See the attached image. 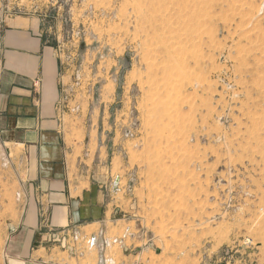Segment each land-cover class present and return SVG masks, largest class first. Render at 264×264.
<instances>
[{"label":"rangeland","instance_id":"374dc122","mask_svg":"<svg viewBox=\"0 0 264 264\" xmlns=\"http://www.w3.org/2000/svg\"><path fill=\"white\" fill-rule=\"evenodd\" d=\"M27 16L51 26L73 164L112 200L106 238L135 231L107 258L264 264V0H0V36ZM24 169L0 139V264Z\"/></svg>","mask_w":264,"mask_h":264},{"label":"crops","instance_id":"0c3cea01","mask_svg":"<svg viewBox=\"0 0 264 264\" xmlns=\"http://www.w3.org/2000/svg\"><path fill=\"white\" fill-rule=\"evenodd\" d=\"M22 18L0 36V139L25 161L24 208L6 245L7 264H81L88 236L106 238L116 222L112 200L91 184L77 156L73 164L66 138L73 111L51 26ZM102 242L100 234L97 258Z\"/></svg>","mask_w":264,"mask_h":264},{"label":"built area","instance_id":"2783aa9c","mask_svg":"<svg viewBox=\"0 0 264 264\" xmlns=\"http://www.w3.org/2000/svg\"><path fill=\"white\" fill-rule=\"evenodd\" d=\"M100 234L102 236L103 242L102 244H100V252L98 254L96 264H114L113 261L110 258H107L106 256V248L110 243L121 244L123 241L125 242L126 239H129L131 240V244L134 245V241L136 239L135 231H133L131 226H126L123 229V232L120 236H114L111 240L103 237L102 233L99 231L97 234H90L86 239L85 245L87 246L88 249H95L97 247L98 245L97 241ZM143 240L147 242L145 236H143ZM123 249L130 250L129 246H123ZM214 264H240V262L238 259L234 258L233 256H227V257H223L222 259H219V261Z\"/></svg>","mask_w":264,"mask_h":264}]
</instances>
